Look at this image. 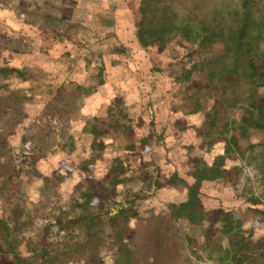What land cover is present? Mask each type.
I'll use <instances>...</instances> for the list:
<instances>
[{
    "label": "rangeland",
    "instance_id": "rangeland-1",
    "mask_svg": "<svg viewBox=\"0 0 264 264\" xmlns=\"http://www.w3.org/2000/svg\"><path fill=\"white\" fill-rule=\"evenodd\" d=\"M142 1L0 0V264H264V0H172L191 40L148 47Z\"/></svg>",
    "mask_w": 264,
    "mask_h": 264
},
{
    "label": "trees",
    "instance_id": "trees-1",
    "mask_svg": "<svg viewBox=\"0 0 264 264\" xmlns=\"http://www.w3.org/2000/svg\"><path fill=\"white\" fill-rule=\"evenodd\" d=\"M173 1L143 0L141 2L138 38L144 47H148L155 43L164 46L177 35H182L184 38L191 40V27L189 23L180 25V15L176 12ZM256 25H258L256 19L253 18L249 12H244L235 22L233 26L234 31L230 34V43H234L237 56H235L236 60L234 65L231 66L232 68H229L230 66L223 63V58H219L216 65L221 70L222 75L231 76L235 75L239 70H244L242 73L245 76V71H248V69L251 71V74L256 72V65L250 62L251 60L249 59L253 49L259 48L257 43L258 38L250 34V30H254ZM204 31L205 34L202 36V44L210 45L216 37V33L214 30L210 29ZM229 51L230 49H228V52ZM217 76L218 72L213 68L212 80ZM262 104L257 107L260 108ZM199 179L200 178H198V180ZM186 208L183 214L187 211H193L189 214L195 216L193 214H195L194 211H196V206L192 202H190Z\"/></svg>",
    "mask_w": 264,
    "mask_h": 264
},
{
    "label": "crops",
    "instance_id": "crops-1",
    "mask_svg": "<svg viewBox=\"0 0 264 264\" xmlns=\"http://www.w3.org/2000/svg\"><path fill=\"white\" fill-rule=\"evenodd\" d=\"M95 1H98V3H102L104 5L107 4L109 6V8L119 9L124 4H126L125 2L128 0H94V2ZM24 18H25V13H24L23 9L21 10V5H19V3H17L15 6L13 4H11V5L8 4L6 6H3L2 8H0V29L1 30H10L9 25L12 28H14V27L16 28L17 25L23 24L22 19H24ZM5 22L7 24H9L8 27L6 26ZM174 232L176 233V231H174ZM181 238H182V236H181ZM172 239L174 241L175 240L179 241L178 237H176V236L173 237ZM179 242L181 243V241H179ZM181 248H182V252H184V250H185L184 244H183V246H181ZM165 249L166 248L163 249L164 252H166ZM193 264H198V263L195 262ZM199 264H203V263H199ZM208 264H212V262H210Z\"/></svg>",
    "mask_w": 264,
    "mask_h": 264
}]
</instances>
